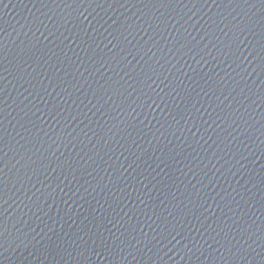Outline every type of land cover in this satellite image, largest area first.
I'll return each mask as SVG.
<instances>
[{"label":"water","instance_id":"obj_1","mask_svg":"<svg viewBox=\"0 0 264 264\" xmlns=\"http://www.w3.org/2000/svg\"><path fill=\"white\" fill-rule=\"evenodd\" d=\"M0 264H264V0H0Z\"/></svg>","mask_w":264,"mask_h":264}]
</instances>
